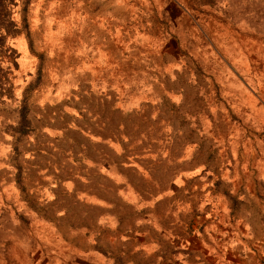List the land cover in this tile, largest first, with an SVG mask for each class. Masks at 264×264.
I'll return each mask as SVG.
<instances>
[{
	"label": "rangeland",
	"instance_id": "374dc122",
	"mask_svg": "<svg viewBox=\"0 0 264 264\" xmlns=\"http://www.w3.org/2000/svg\"><path fill=\"white\" fill-rule=\"evenodd\" d=\"M6 3L0 264H264V0Z\"/></svg>",
	"mask_w": 264,
	"mask_h": 264
},
{
	"label": "trees",
	"instance_id": "16d2710c",
	"mask_svg": "<svg viewBox=\"0 0 264 264\" xmlns=\"http://www.w3.org/2000/svg\"><path fill=\"white\" fill-rule=\"evenodd\" d=\"M4 1V2H3ZM7 0H0V29L8 27L10 24L12 25V21L8 15V7H7ZM7 10V11H5ZM3 16V18H1ZM2 37V35H0Z\"/></svg>",
	"mask_w": 264,
	"mask_h": 264
}]
</instances>
